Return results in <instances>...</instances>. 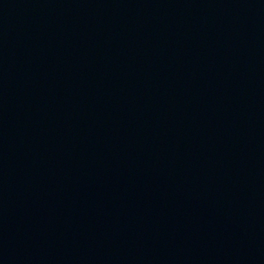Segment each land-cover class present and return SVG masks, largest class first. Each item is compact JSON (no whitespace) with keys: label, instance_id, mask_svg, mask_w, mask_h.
I'll return each instance as SVG.
<instances>
[{"label":"water","instance_id":"1","mask_svg":"<svg viewBox=\"0 0 264 264\" xmlns=\"http://www.w3.org/2000/svg\"><path fill=\"white\" fill-rule=\"evenodd\" d=\"M0 264H264V0H0Z\"/></svg>","mask_w":264,"mask_h":264}]
</instances>
